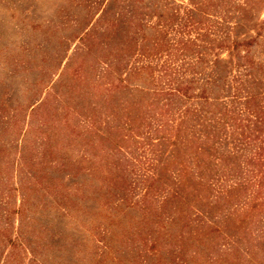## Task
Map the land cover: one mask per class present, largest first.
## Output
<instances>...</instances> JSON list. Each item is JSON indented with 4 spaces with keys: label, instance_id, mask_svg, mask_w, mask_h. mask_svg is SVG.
Instances as JSON below:
<instances>
[{
    "label": "rangeland",
    "instance_id": "rangeland-1",
    "mask_svg": "<svg viewBox=\"0 0 264 264\" xmlns=\"http://www.w3.org/2000/svg\"><path fill=\"white\" fill-rule=\"evenodd\" d=\"M197 33L172 61L203 70L205 110L234 77L259 90L264 0H0V264H264L257 142H216L221 122L189 133L201 155L138 140L166 80L146 66Z\"/></svg>",
    "mask_w": 264,
    "mask_h": 264
},
{
    "label": "trees",
    "instance_id": "trees-1",
    "mask_svg": "<svg viewBox=\"0 0 264 264\" xmlns=\"http://www.w3.org/2000/svg\"><path fill=\"white\" fill-rule=\"evenodd\" d=\"M189 27H192V23L188 22ZM201 29V27H199ZM200 37V34L191 39L179 40L177 42L169 41L166 36L164 37V48L166 56L165 62L160 65L146 66L150 69H159V74L166 76L164 82L157 83V88L152 91L156 96V100L152 105L155 112L152 114L154 122H149L145 127L146 130L141 132L144 135V139H138L149 143V146L153 147L162 142L167 141L169 145L174 147V150L180 146L187 145L189 154L201 155L205 153V150H201L198 145V141L191 138L194 128L198 125L201 129L206 128V123H219L221 122L224 126L223 132L220 136L214 135L216 142H224L234 136H241L232 147L242 148L244 151L251 145L258 143L253 150L250 148L248 159L250 162L259 165V173L263 172L264 165V79L261 78L257 82L258 91H247L243 96H238V89L241 86L237 85L241 80L238 77H234L230 82L236 81V90L225 97V100L220 103V108L215 112H208L202 105L208 104V95L205 89L198 88L197 92H193V84L198 83L202 75H205L203 70H195L192 72L190 78H175L176 73L183 69H192L194 66L189 62L182 64H174L172 61L176 54L183 53L188 44L196 42ZM196 45H199L198 43ZM200 55V52H197ZM221 62L216 58L213 64L217 67ZM121 65V64H117ZM174 75V76H173ZM210 80L204 79V83ZM225 80V78H224ZM229 78L224 81L227 82ZM113 84H111L112 86ZM231 85V84H230ZM229 84L227 86L231 87ZM224 86H222L223 89ZM234 88V87H233ZM106 91L110 88L108 85L104 86ZM230 89L228 92H230ZM258 92V93H257ZM255 97L259 98V103L252 104ZM198 99L201 102H197ZM199 100V101H200ZM221 100V99H220ZM204 102V103H203ZM238 107V108H237ZM217 108V107H215ZM148 110L151 108L148 106ZM194 122V123H193ZM201 124H205L201 126ZM200 129V130H201ZM123 136L125 139L130 140L129 133L123 129ZM200 130H196V135H200ZM190 133V134H189ZM184 135L188 138H184ZM155 136V137H152ZM198 139V138H196ZM202 143V142H200ZM251 155V158H250ZM256 162V163H255ZM262 167V169H260ZM179 173L178 176L188 172V166L185 162L179 161ZM182 184V182H180ZM5 233V232H3ZM11 244V238L7 239Z\"/></svg>",
    "mask_w": 264,
    "mask_h": 264
}]
</instances>
